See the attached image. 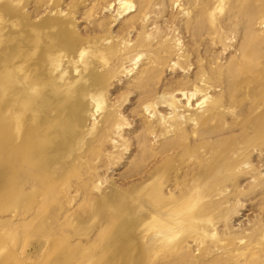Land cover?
<instances>
[{
	"label": "rangeland",
	"instance_id": "obj_1",
	"mask_svg": "<svg viewBox=\"0 0 264 264\" xmlns=\"http://www.w3.org/2000/svg\"><path fill=\"white\" fill-rule=\"evenodd\" d=\"M0 14L78 88L70 135L52 98L37 103L58 135L40 166L6 96L23 74L0 78V264H264V0H0Z\"/></svg>",
	"mask_w": 264,
	"mask_h": 264
},
{
	"label": "bare ground",
	"instance_id": "obj_2",
	"mask_svg": "<svg viewBox=\"0 0 264 264\" xmlns=\"http://www.w3.org/2000/svg\"><path fill=\"white\" fill-rule=\"evenodd\" d=\"M124 2L125 5H128ZM29 26V25H28ZM25 25L18 19H11L8 16H4L0 14V45H5L8 43L15 42L16 47L14 48V53L12 50L7 49V53L0 52V56L2 60L1 63V69L0 70V78L3 80V84L6 85L10 81L8 80L9 77L12 78L14 73L17 72L23 74V78H18V75H14L16 78V81L18 82V87L6 88V96L8 97L7 100H9V104H15L17 103L19 106L24 108V111L26 110L28 114H30V121L33 124L34 127V135L35 141L29 142V144L33 143L31 147L29 148L28 152L30 153V156L33 158V161L35 164L44 166L42 163L44 159L40 157L41 154L47 153L48 151H51L55 148L54 142L55 139H57V136L55 135V131L53 133H49L50 128L53 127L49 121H46L42 118L39 112V106L38 101L47 102V97L52 98L49 103V108L51 113L57 114L51 118L52 122H59V129L62 131V133H73L75 130H77V125L74 121V118L76 116V111L72 107H69V103L72 102L73 97L75 96V92L78 90V88H72V83L67 78L61 79L63 81L60 86L55 85V81L53 78L52 70L51 68L47 70V68L43 67V61L38 57H34L35 54L38 53L39 45V36L37 35L36 38L29 39V36L27 33L24 32ZM30 30L33 32H37L38 28L29 26ZM54 43L52 38L49 39L50 45ZM9 47V46H8ZM5 50V49H4ZM85 55V51L81 50L80 52V63L85 65L83 56ZM86 56V55H85ZM42 61V62H41ZM71 63V62H70ZM3 76V77H2ZM30 80L33 82V89L29 90L26 89L27 81ZM86 80H89L88 82L92 83L94 82V79L92 77V74H89L86 76ZM89 83V84H90ZM49 90L46 92L47 94H44L42 91L44 87ZM205 91L209 89V87H204ZM201 90H196L194 93L199 92ZM202 92V91H201ZM21 93L22 99L20 98L18 102H15V99H17V95ZM200 94V92H199ZM37 95L38 99L35 100L33 96ZM179 95V94H178ZM184 95V94H183ZM194 94L192 93L191 96ZM196 95V94H195ZM89 99L95 102L96 108L99 109V105L102 104L101 102V96L100 94L91 93L88 95ZM205 97V96H203ZM202 98V97H201ZM204 99V98H203ZM206 99V98H205ZM214 99V98H213ZM216 99V98H215ZM202 101V100H201ZM201 101H197V104H201ZM218 101V99H217ZM204 105V103H202ZM201 104V105H202ZM218 106V103L216 101H213L209 103V105L206 108V111L209 113H212ZM101 108V107H100ZM49 111V112H50ZM217 111V110H216ZM215 112V111H214ZM199 123H202V125L206 122V117H200ZM197 122V121H196ZM67 124V126H63ZM16 129L20 132L21 130V124L17 123ZM61 133V132H60ZM71 133V134H72ZM64 135V134H62ZM70 135V134H69ZM19 136V135H18ZM68 136V135H67ZM65 137V136H64ZM72 140L70 141V143ZM50 153V152H48ZM186 205V204H185ZM181 207V206H180ZM185 207V206H182ZM193 214V213H192ZM187 215V214H185ZM193 216V215H192ZM186 217V216H185ZM187 219V218H186ZM193 220V219H192ZM192 226V225H191ZM164 228V227H163ZM170 229V228H169ZM168 231V230H167ZM165 231L167 234L166 238H171L170 233ZM178 235V233H177ZM178 240V239H177ZM169 241V240H168Z\"/></svg>",
	"mask_w": 264,
	"mask_h": 264
}]
</instances>
